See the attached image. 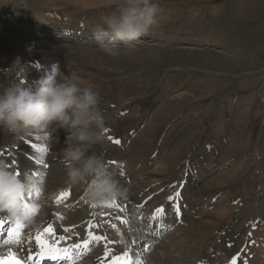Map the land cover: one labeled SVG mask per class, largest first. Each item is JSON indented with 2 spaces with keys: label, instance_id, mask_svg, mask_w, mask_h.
<instances>
[{
  "label": "rangeland",
  "instance_id": "374dc122",
  "mask_svg": "<svg viewBox=\"0 0 264 264\" xmlns=\"http://www.w3.org/2000/svg\"><path fill=\"white\" fill-rule=\"evenodd\" d=\"M0 1V89L22 77L32 84L24 63L34 59L31 51L39 48L35 44L38 34H49L61 40L62 35L67 36L65 46L58 49L68 66L67 74L99 93L104 137L89 152L113 165L110 171L126 193L107 206H94L81 201L82 187L66 186L67 181L61 186L62 190L72 188L77 198L81 194L74 202L77 206L85 205L91 212L102 208L95 216L93 230L104 231L108 239L107 230L111 229L113 239L131 243L128 234H133L134 240L135 229L143 233L151 225L152 212L164 207L173 194L178 198L187 157L199 147L212 149L219 140V153L206 157L202 149L193 156L195 165L206 170L193 176L189 191L188 185L181 189L184 203L190 205L184 211L183 203V222L171 233L165 232L146 264H164L172 254L185 258L183 264H229L230 256L240 253L239 264H249L258 248L253 228L264 221V0H157L159 12L149 36L142 35L136 50L118 57L102 53L93 37L82 36L88 33L82 31L94 29L104 16L115 12L110 0L106 4L93 0L95 5L85 9L69 8L58 15L60 23L52 30L45 19L48 14L34 8L39 0ZM72 15L73 26L64 27ZM43 25L49 31L43 32ZM21 67L25 70L22 76L18 75ZM185 127L191 132L182 135ZM6 134L0 131V147L12 155L6 147ZM116 139L121 145L114 142ZM117 147L125 150L118 152ZM16 152L15 162L23 155ZM116 159L119 162L115 165ZM122 171L121 176L118 172ZM224 172L230 173L222 176V184H216V177ZM209 183L215 185L207 188ZM159 188L158 197L150 201L156 199L153 204H142L143 208L126 203L140 202V197ZM216 195H221L218 202L222 197L227 202L210 200ZM58 205L57 194L50 197L45 189L40 212ZM217 210L224 216L212 214ZM131 211L139 221L123 217ZM260 226L258 232L263 229ZM93 233L100 235L96 230Z\"/></svg>",
  "mask_w": 264,
  "mask_h": 264
},
{
  "label": "clouds",
  "instance_id": "9594fccd",
  "mask_svg": "<svg viewBox=\"0 0 264 264\" xmlns=\"http://www.w3.org/2000/svg\"><path fill=\"white\" fill-rule=\"evenodd\" d=\"M115 12L104 16L93 30L97 48L111 57L127 55L155 23L157 0H110ZM23 71V67L20 69ZM100 96L90 84L70 74L55 73L27 84L25 77L0 89V131L13 134L64 133L63 161L67 182L83 188L84 198L105 206L126 193L102 156L89 152L102 141L104 117ZM58 139V138H57ZM40 181L29 171L17 175L0 162V211L31 222L35 202L25 207L24 197L37 194Z\"/></svg>",
  "mask_w": 264,
  "mask_h": 264
},
{
  "label": "bare ground",
  "instance_id": "6f19581e",
  "mask_svg": "<svg viewBox=\"0 0 264 264\" xmlns=\"http://www.w3.org/2000/svg\"><path fill=\"white\" fill-rule=\"evenodd\" d=\"M45 1L46 0H41V1L39 0L38 4L34 5V6H36L34 8L36 9L37 7H40V12L42 14H45V13L48 14V15H46L48 17H45V19L48 22V24L46 23L47 25H49V24L52 25L51 26L52 28H50L51 30L58 27V25L60 23L57 21V18H60V17H58V15L64 13V11L67 12V10L69 8H73V9L74 8H83V9H85L86 7H93L95 5V3H92L93 0H50V2L48 4H45ZM108 1L109 0H101V3L106 4ZM51 3H53L54 5ZM78 3H80V5H77ZM49 4L52 6H49ZM32 8H33V6H32ZM75 14H77V13H75ZM62 15H64V14H62ZM63 18H67V17H63ZM73 18H75V16L72 15L70 18V24L68 22L67 24L65 23L63 26H66L67 28L72 27L73 23H74ZM41 21H42V19H41ZM45 28H47V27L43 25L42 26L43 32H46V30H48ZM93 30L94 29L84 30V32L85 31L88 32L84 36H86V37L87 36H93ZM149 32H150V30H149ZM15 35H16V33H15ZM42 35H44V36H41L39 34H38V36L36 35L38 40L36 41L35 44L39 48L31 51V56L34 57V59L26 60L24 63L25 66H27L25 68H28L29 73L31 74V75H28V76L26 75V76L28 78H32L34 82L37 81L38 79H40L41 77H44L48 74H52V73L57 74L60 71H62L63 74L68 73V66L63 62V60L60 57V54L58 52L59 48L65 46L63 42L66 41V39H65L66 37L64 36L63 40H61V39H55L52 35L50 36L49 34H42ZM143 36H149L148 32L146 34H144ZM151 37H153V36H151ZM45 38H48V40L45 41ZM11 42H13V41H11ZM41 48H44V49H41ZM43 60L46 61L45 62L46 64L43 63ZM7 66H9V65H7ZM10 66H12V65H10ZM18 71H19L18 75L22 76L21 74H23V72L21 70H18ZM184 95L186 96V93H183L181 96H184ZM189 132H191L190 129L185 127L181 131V134L183 135V134H186ZM121 139L125 140L123 137H121ZM6 140H7L6 143H8L12 147H14L17 151L23 153L22 156L20 155L22 157V159L21 160L18 159L19 161L16 160L17 162H15L17 164V166L19 165V167L14 168L13 171H15L16 173L19 172L22 175L25 171L32 172V170H34L35 172L38 173V175L40 176V179H41V177L45 176L42 180V183H43L47 193L49 192L50 197H54L57 194V199H58V197H60L61 193L66 194L65 198L58 200V203H59L58 206H54L52 208L50 207L49 209H45L44 211H41L37 215V217L34 218L30 222L29 225L31 226V230L33 232L35 231L37 233L38 231H42L44 228H46L48 226V224H52L57 230L56 236H54L52 239L55 240L56 242H62L65 245L74 244L77 242H82V241L88 239L87 233L89 231H91L93 233L95 230L94 231L90 230L89 226H92L91 223H86V221L84 220L85 213L87 212L86 208L84 206L83 207L77 206V208L74 211L70 212L69 215H67L66 217L63 214L64 212H66V211H64V207L68 204V202L69 201H75V199L77 198L76 194L73 192L72 195L68 196V199H67V192L62 190V187H61L63 185V182L67 181L65 163L63 161V156H62V148L64 147V133H63V131H60V132L52 131L51 138H49L44 133L13 134V133L7 132ZM119 145H121V143ZM117 148H118V152H119V150L121 152L125 150V149H121L119 147H117ZM167 153H168V151H167ZM116 162H119V160L116 159L115 163ZM51 163H57L58 165L57 164L52 165ZM109 168L112 169L114 167H113V165H110ZM119 171H121V170H119ZM161 172H164V170ZM118 173L121 174V176H122V174L124 175L123 171L118 172ZM226 173L228 174L230 172H224L223 175L216 177V179H215L216 184L220 185V184H222L223 181H225V179H223L222 176H226ZM218 182H220V183H218ZM120 184H122V183L120 182ZM69 185H70L69 183L66 184V186H69ZM210 185L211 184L209 183L206 187L207 188L213 187L215 184L213 186L212 185L210 186ZM44 187L42 186V188H44ZM58 187H61V188L58 189ZM150 187H154V186L151 185ZM125 188H127V187H125ZM147 189H145V190H147ZM58 191H60V192L58 193ZM154 191H152V192H154ZM142 192H143V190H142ZM137 198H139V196H137ZM140 198H141V200L140 199L139 200H140V202H142L143 197H140ZM62 200H64V203L61 202ZM131 200H133V199H131ZM226 200H225V197H222L221 201H219L218 204H222ZM129 202L130 203L126 202L129 206L130 205L133 206V205H136L137 203H140L139 201L134 202V203L131 201H129ZM143 208H144V206H143ZM178 213L179 212H177V215L174 214L175 218H178ZM42 214H43V216H42ZM212 214L217 215V216H224V213H222L218 210L216 211V213H212ZM159 215L160 214H157L156 216H159ZM263 226H264V224L261 223L260 227L263 228L262 231L260 230L261 232H258V230H257L255 232V234L259 237L264 236V227ZM113 227L114 226H112V228ZM66 229H68V230L66 231ZM118 230H120V229H118ZM96 231H98V230H96ZM111 231H112L111 229H110V231H107L109 233V235H113ZM99 233H100V235H97V236L101 237V235L103 233H101V232H99ZM120 233L123 234L124 232L123 233L120 232ZM35 234H34V236H35ZM127 236H130V238H131V235H127ZM57 237H59V239H57ZM82 238H85V239H82ZM102 240L103 239H101L99 241H95L96 242L95 249L93 250L92 254L87 256L85 259H83L80 262V264H111L113 257L120 256L125 251H128L130 254L133 251L132 245L127 239L121 240L119 238H117V239H109L108 238L106 240V242L101 243ZM90 248H92L91 242L89 243L88 250L86 252H84V254L87 255L90 252V250H89ZM106 249L108 250L107 255H106ZM249 250L251 251V249H249ZM230 253H232V252L230 251ZM250 255H251V253H250ZM156 259L157 260L161 259V257L157 256ZM184 260H185V258H182V257L178 258L177 255L172 254V256L166 257L167 262H165L164 264H173V263L183 264ZM161 261H163V260H161ZM213 263H216V261ZM256 263L257 264H264V246H261V250L258 249L254 260L251 261V264H256ZM208 264H210V262H208Z\"/></svg>",
  "mask_w": 264,
  "mask_h": 264
},
{
  "label": "snow or ice",
  "instance_id": "6c2138e0",
  "mask_svg": "<svg viewBox=\"0 0 264 264\" xmlns=\"http://www.w3.org/2000/svg\"><path fill=\"white\" fill-rule=\"evenodd\" d=\"M119 143V141H117ZM21 175V173H16ZM66 194L61 193L59 199L65 198ZM172 199L171 197L169 198ZM111 206V205H109ZM25 207H28L25 204ZM163 211V209H160ZM11 218V217H10ZM5 221L0 219V227L4 225ZM24 225L19 219L15 218V226L9 230L8 239L3 241L4 250L0 251V264H42V261L52 260V261H64L65 264H72V261L83 255L84 252L88 250L89 243L92 241H99L103 237L97 236L91 231L87 233L88 239L77 242L74 244L62 246L57 244L52 238L56 236V228L52 224H48L46 228L42 231H38L34 238V243L36 245L35 249L27 250L26 256H21L22 244V229ZM94 227V226H93ZM68 229H66L67 231ZM59 239V237H57ZM12 245H16L13 248ZM108 250L106 249V255ZM111 264H134L131 254L125 251L122 255L113 257Z\"/></svg>",
  "mask_w": 264,
  "mask_h": 264
}]
</instances>
